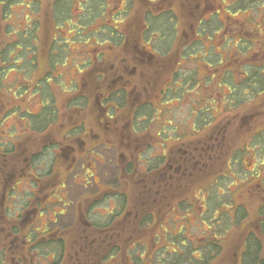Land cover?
<instances>
[{"label":"flooded vegetation","instance_id":"1","mask_svg":"<svg viewBox=\"0 0 264 264\" xmlns=\"http://www.w3.org/2000/svg\"><path fill=\"white\" fill-rule=\"evenodd\" d=\"M62 1L36 0L17 29L34 37L0 49V264H116L120 248L132 264L127 251L148 241L120 231L165 220L167 200L194 206L201 223L231 221L220 253L244 228L235 264L250 232L264 254V203L249 217L242 202L264 193V0ZM22 59L16 83L3 84ZM106 163L119 172L104 180ZM121 175L135 180L130 203ZM185 179L200 196L165 194ZM212 225L185 235L193 250Z\"/></svg>","mask_w":264,"mask_h":264},{"label":"rangeland","instance_id":"2","mask_svg":"<svg viewBox=\"0 0 264 264\" xmlns=\"http://www.w3.org/2000/svg\"><path fill=\"white\" fill-rule=\"evenodd\" d=\"M30 1V0H22V2H16L15 4H12L11 7L9 8L10 11V17L6 20H4L5 18L2 16V12H0V49L2 48V50H4V45L6 41L10 40L11 38H15L16 35L13 32L14 30L17 29H21L27 26V24L30 22V20L28 19H24V15L27 14L28 18L31 16V13L29 11L26 10V2ZM43 3H45V0H43ZM1 11V10H0ZM35 16V15H34ZM10 24V27L12 28V30H6V25ZM81 44H72L71 47L74 50V52L72 53L74 56L77 55V51L80 50L82 47L80 46ZM1 50V51H2ZM189 53L190 49L187 48L183 51V53ZM43 53V51L41 50L38 54H39V58H41V54ZM24 58H27V54L24 55ZM2 61L0 60V68L2 67L1 63ZM40 62V69H44L41 67L42 65V61ZM70 60L68 59L65 63L66 67H62L60 70L62 72V79L67 81L65 78H69L70 75V71H71V66L69 65ZM26 65V63L24 62V60L22 59L21 62L19 63H10V67H8L7 69H9L7 72H3L1 73V80L3 81V84L5 85H13L16 83L17 78L19 75H21L22 73L20 72V69L22 67H24ZM187 66V67H195V60L192 59H188L186 60V62L183 63V66ZM60 77V80H61ZM172 86H176L175 84H173ZM60 96V95H59ZM61 98V96H60ZM172 98V97H171ZM175 98V97H173ZM176 99H171L168 102H166V106H173V107H177V100ZM264 106V104H263ZM175 114L174 116L177 115V108L176 110H174ZM180 115V114H178ZM262 121L264 122V114L262 115ZM160 138H163L165 136H159ZM113 138H115V136H113ZM176 141H170V147L171 148H177V143H175ZM237 143V142H236ZM220 161V160H219ZM218 159L215 161V164H218ZM106 165L105 167H102L101 169L106 170V175L104 178V180L106 178H108L109 176L114 178L116 176V174H118V170L116 169V167H114L112 164L110 163H106L104 164ZM247 166V164H246ZM262 174H264V169L262 170ZM108 175V176H107ZM205 177L201 172H198L196 174V176L194 177V179L196 178L198 183L201 180H205ZM129 182L126 184V190L129 193V203L132 202L134 199V194H135V180L134 178L131 176H128ZM127 176L125 175H121L119 176V181L123 182L124 180L128 181ZM191 179H185L183 181H177V189L174 190V188H169L168 191L165 190V194L166 195H170V192L173 193L176 191L177 196H183L186 197L187 199L193 201L195 197L200 196L198 194V190L195 191L194 190V186L196 184H192ZM174 185V184H172ZM175 186V185H174ZM80 186L75 185L73 191L75 193L77 192H82V189L79 188ZM119 187V186H118ZM120 190V189H119ZM258 195V196H257ZM257 195H249V196H245L244 197V201H242L244 203L245 208L247 209L248 213H249V217H253L255 214L256 209L259 207L260 204L264 203V193L260 192ZM74 196V194H73ZM71 195V197H73ZM127 203V201H126ZM155 206V205H154ZM183 209L179 208V205H177V202H171L167 200L166 206L164 207V212H165V220L162 219H156V220H149V221H144L148 224L143 225V226H138V232H131L129 230V226H126L124 230H121V234L118 236V238H123V239H128L129 237H132V240L135 241H142L144 243V245H147V241H148V248L146 249V247L143 246H139L137 245L134 249V253L137 255L133 256L134 259L132 260L131 256H129V261L130 263L132 262V264H149L150 262V257L152 254H154L153 249L157 246L156 245V238L157 235H159L160 238V242L158 241L157 244L158 245H165L166 244V239H163L162 236L166 233V231H172V232H177L181 226H183V230H184V234L188 235L192 238H197V236L202 235L203 229L207 228V223H201L200 220L197 219L196 216V212L197 210L195 209V207H191V208H187L186 205ZM214 207V205H211ZM153 207H151L150 210H152ZM157 214V210L155 207V211ZM180 214L181 218L178 220L177 219V215ZM142 228L143 231H142ZM244 232V228L237 227L236 229H234L229 236L226 238L225 244H224V250L223 252L218 255L216 257V259L211 260L209 264H235L236 261H238V256H239V251L236 252L237 250V244H238V239L240 238L239 234H242ZM197 235V236H196ZM161 243V244H160ZM169 248H173L175 245L170 244L169 243ZM121 252L125 253V249L120 248V250L118 251V254L116 255V264H121L122 261H126L125 256H121L120 254ZM143 254V260L141 261V259H139V256H141ZM192 254L195 256L199 255L198 251L194 250L192 252ZM204 254V253H203ZM202 254V256H203ZM162 253L157 257V259H159L161 257ZM201 255V253H200ZM192 256V255H191ZM201 257V256H200ZM122 258V259H120ZM152 258H154L152 256ZM135 261V262H134ZM141 262V263H140ZM126 263V262H125ZM154 264V263H153Z\"/></svg>","mask_w":264,"mask_h":264},{"label":"trees","instance_id":"3","mask_svg":"<svg viewBox=\"0 0 264 264\" xmlns=\"http://www.w3.org/2000/svg\"><path fill=\"white\" fill-rule=\"evenodd\" d=\"M22 2V0H0V12H2V16L5 18L4 20L8 19L10 17V11L9 8L11 7L12 4H15L16 2ZM35 3L36 0H30L26 2V7H29L31 10H34L35 8ZM64 2L62 0H57V3L55 4L56 7L62 6ZM66 7V4L63 6ZM63 10V8H62ZM61 10V11H62ZM63 12H61V15H63ZM56 15V13H55ZM60 15V16H61ZM32 27V26H31ZM6 30H12L10 27V24L6 25ZM33 30L34 27L31 29H28L25 36L23 33L14 30L13 32L15 33L16 37H25V40L23 42H30V39L33 38ZM15 39V38H12ZM11 44L9 45L10 47L15 46L16 41L10 42ZM9 48V47H8ZM9 49H14V48H9ZM5 53L6 49L4 50ZM226 180L224 176L219 175L218 176V182L221 183L222 181ZM228 180V179H227ZM223 198H226L225 202L228 201V196L225 194ZM218 202H221V198L218 199ZM216 206V205H215ZM214 206V207H215ZM181 207L184 208L185 206ZM213 207V206H210ZM226 210V209H225ZM260 212H264V208L260 210ZM204 218H211L209 213L204 216ZM206 222L208 221V226L212 225V228L214 229V232L209 234V236H205V239L199 243L198 246L200 248L196 249L198 251L199 255H193L192 252L194 251L192 246H190V242L187 240L185 237L184 232H172V231H166V233L162 236L163 239H166V244L165 245H158L157 242L160 240V236L157 235L156 238V247L153 249L154 254L151 255L150 257V262L149 264H209L211 260H214L218 255H220V246H219V241H220V236L223 234V229L227 228L228 226L231 225V221H224V223H229L225 227H223L220 219L216 221H209L207 219H204ZM236 220L234 221V223ZM261 225L264 228V220H261ZM222 225V227H221ZM205 235V234H203ZM246 244H245V250L241 252L240 254V260L237 264H264V254L261 252L260 248L262 247L261 241L262 239L254 236L252 232L247 234V237L245 238ZM261 240V241H260ZM160 242V241H159ZM169 243L175 245L173 248H169ZM161 244V243H160ZM197 248V247H196ZM127 251V255L129 253V256H131L132 260L134 259L133 256L137 255L134 253V251ZM161 257L157 259V257L160 255ZM201 253V255H200ZM204 253V254H203ZM203 254V256H202ZM133 255V256H132ZM192 255V256H191ZM152 256L154 258H152ZM201 256V257H200ZM139 259L141 261L143 260V254L139 256ZM135 262V261H134ZM141 263V262H140ZM136 264V262H135Z\"/></svg>","mask_w":264,"mask_h":264}]
</instances>
